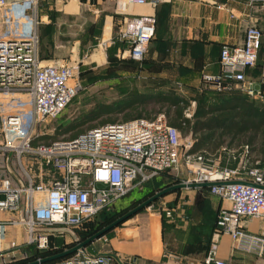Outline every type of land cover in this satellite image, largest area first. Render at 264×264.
Wrapping results in <instances>:
<instances>
[{"label": "built area", "instance_id": "1", "mask_svg": "<svg viewBox=\"0 0 264 264\" xmlns=\"http://www.w3.org/2000/svg\"><path fill=\"white\" fill-rule=\"evenodd\" d=\"M158 1L122 0L117 4L124 9L128 4L155 5ZM244 1L248 6H264V0ZM37 3L38 0H0V10L12 22H21L27 19L28 11H35ZM36 23L35 17L33 30L28 32L0 33V151L11 153L19 163L27 158L29 163V170H23L24 181L18 179L14 183L8 177L0 180V211L19 212L18 219H0V257L7 248L18 247L14 240L9 241L8 247L3 246L7 225L23 226L28 244L39 250L49 249L52 237L63 228L82 227L151 179L170 170L179 172L182 164L188 174L179 177L180 183L220 182L210 186V192L230 204L225 212L218 213L205 263L231 264L216 257L221 233L230 235L233 249L262 253L264 236L247 232L240 219H264V163L248 169L244 180L236 178L237 169L208 166L202 156L189 152L192 140L182 149L180 130L169 122L164 111L151 117L105 123L67 139L32 144L39 121L58 116L80 86L71 66L40 61ZM154 35L153 15L125 17L113 42L126 43L129 57L138 61L144 58ZM261 43V29L248 23L243 42L223 44L219 70L204 74L203 81L216 91L235 87L256 97L260 93L248 78L247 69L255 66ZM24 86L27 92L22 91ZM184 116L190 119L192 113L186 110ZM34 160L45 167V176L56 171L58 177L45 180L40 172L39 179L35 180L30 171ZM21 195L25 196L24 202ZM152 207L146 206L148 210ZM158 210L169 216L166 209L159 207ZM59 264L115 262L112 255L91 254L79 248ZM124 264H135V261L127 258Z\"/></svg>", "mask_w": 264, "mask_h": 264}, {"label": "crops", "instance_id": "2", "mask_svg": "<svg viewBox=\"0 0 264 264\" xmlns=\"http://www.w3.org/2000/svg\"><path fill=\"white\" fill-rule=\"evenodd\" d=\"M119 1L122 0H38L34 14L40 61L63 65L76 63L81 56L93 70L108 64L111 58H125L129 56L128 45L113 42L119 24L125 17L153 15L155 35L144 58L138 60L137 76L143 82L157 81L166 87L176 85L183 97L194 93L195 98L206 104L244 99L257 108H264L263 5L248 6L244 0H159L155 5L128 4L121 9ZM248 23L256 24L262 32L256 64L247 69L248 78L254 81L260 94L252 97L235 87L223 91L212 89L202 76L219 70L221 46L241 44ZM247 136L237 135L239 141L235 137L229 150L239 157L236 166L231 168L238 170L236 178L241 180L247 179L248 169L264 163L255 150L249 152L259 144L260 135L249 146ZM230 138L225 137L226 141ZM211 156L212 162L207 165L213 168L227 167L232 162L226 158L221 164L219 153ZM157 178L160 176L145 184ZM166 197L169 198L166 204L178 209L173 220L163 218L156 209L139 212L113 226L84 249L91 254L112 255L115 264H124L127 258L135 264H206L218 213L229 208V201L212 194L210 187L200 186L171 190L166 192ZM240 224L247 232L264 236V219L244 217ZM22 229L11 225L8 236L14 232L12 237H18ZM77 242L75 239L72 246ZM216 257L231 264H264V249L262 253L233 249L230 235L221 233Z\"/></svg>", "mask_w": 264, "mask_h": 264}, {"label": "rangeland", "instance_id": "3", "mask_svg": "<svg viewBox=\"0 0 264 264\" xmlns=\"http://www.w3.org/2000/svg\"><path fill=\"white\" fill-rule=\"evenodd\" d=\"M8 12L10 11L8 10L7 13ZM34 19V11L31 10L28 11V17L25 21L12 22L11 18L3 11L1 12L0 19V24L2 26L1 33L7 31H11L13 33L31 31L34 27ZM131 59L132 58L127 55H125V58H111L108 60V64L102 65L93 70L90 69L91 64L85 63L87 59L81 56L77 58L76 63L67 64L73 68V77L80 85L78 92L58 116L54 118H45L39 121L34 129V139L42 135H49V137L36 139V143H34V145L47 144L54 140L71 138L89 128L94 127L95 125L103 123L99 119L84 121L82 124L74 127L73 129L65 130V126L67 124L73 123L75 125V123H77L87 113L91 112V109L97 105L108 104L112 107H117L118 110L120 107L119 105H121L122 101L126 99L129 92L146 95L152 97L153 99L148 101L149 103L146 105V108H143L141 111H135L132 109L118 111L107 115V119L124 121L127 117H136L138 115L150 116L154 113L164 111L168 120H170L174 115V108L170 106L169 103L154 100L159 95H172L174 97L187 99V101H189V105L185 111L188 110L192 113V110L197 106V98H195L196 94L192 93V95H185V97H183L176 85L166 87L161 86L157 81L143 82L144 80L137 76L139 67L136 66L137 68H135L132 66L131 62L133 59ZM63 65H65V63ZM22 91L27 92V86H24ZM102 119H105V117ZM179 130L182 149H184L186 143L194 139V135L191 131V126L187 128L180 127ZM24 169L29 170L27 158H23L22 162L19 163L11 153L0 151V180L4 177H8L12 179L14 183H18V179H22L24 181ZM179 170V172L176 170L164 172L162 173V176L159 175L160 178L152 180L151 182L143 185L141 188H136L130 191L125 196L119 198L115 204L101 211L102 213L100 212L101 214L99 213L95 219L87 221L84 226L73 230L63 228L61 231L62 234L59 233L61 236L57 237V234H55V236L52 237L49 249L39 250L36 249L34 245L28 244L26 242V229L23 226V229L18 237H12L15 234L14 232L10 235L11 237H9V232L7 231H9L8 229L11 225H7L3 246L8 247L9 241L14 240L18 244V247L16 249L7 248L4 250V256L2 258L0 257V264H28L73 247L72 245L74 244L75 239L82 241L88 238L90 235L115 221L117 218L130 212L134 207L157 193L159 190L170 186V184L174 185L180 183L179 177L187 175L188 172L187 167L184 164L179 167ZM30 171L34 173L35 180L39 179L40 172L42 174V178L45 180L58 177V172L56 171L51 172L49 176H45V167L39 166V162H35V160L34 166H32ZM24 199L25 196L21 195L22 202H24ZM167 199L169 198H167L166 193H164L149 203L153 206L150 210L144 207L129 215L127 218L134 216V214L139 212H151L155 209L158 210L159 207H162L169 212V216L160 212L162 213L163 218L173 220L178 212V209L174 208V205L170 206L166 204L168 202ZM18 214V210L0 211V219H18ZM122 221L117 225L121 224ZM182 223H184V220ZM57 232L58 231H55V233ZM43 255L44 257H42ZM62 258L48 260L38 264H56L60 263Z\"/></svg>", "mask_w": 264, "mask_h": 264}, {"label": "trees", "instance_id": "4", "mask_svg": "<svg viewBox=\"0 0 264 264\" xmlns=\"http://www.w3.org/2000/svg\"><path fill=\"white\" fill-rule=\"evenodd\" d=\"M119 44L120 43L116 41L114 45ZM131 64L137 68L136 66H138V61L133 59ZM152 99V97L146 95L129 92L126 99H124L121 105H119L120 107L118 106V110L117 107H112L108 104L97 105L91 109V112L87 113L83 118L75 123V125L73 123L67 124L65 126V130L73 129L74 127L82 124L84 121H93L96 119L101 120L103 123L95 126L117 122L107 119V115L127 109L141 111L143 108H146V105L149 103L148 101ZM154 100L169 103L170 106L174 108V115L169 120L172 125L178 127L179 129L180 127L187 128L191 126L194 141L192 146L189 148V152L202 156L205 164H210L212 162L213 157L211 155L217 156L219 153L221 164H224V160L228 158L229 160H232V162L230 164L228 162L226 166L229 168L235 167L239 157L236 153H230L229 150L232 149L233 139L235 137L237 138V135H248V146L256 135H260L259 144L254 148L249 147V152L255 150L260 159L264 161V108H257L253 106L252 103L245 101L244 99H231L229 101H220L216 104H206L197 98V106L194 110L192 118L189 119L184 116V111L189 105V101H187V99L174 97L172 95H159ZM152 115H138L136 117H151ZM104 117L105 119H102ZM131 118L134 117H127L125 120ZM47 137H49V135H42L38 138ZM225 137L231 138L226 141ZM36 139H33V145L36 143ZM237 139L239 141V138ZM225 142H227L226 145ZM248 161H250V159H248ZM247 164L253 166V164H249L248 162ZM59 236L61 235L57 233V237ZM42 257H44V255Z\"/></svg>", "mask_w": 264, "mask_h": 264}, {"label": "water", "instance_id": "5", "mask_svg": "<svg viewBox=\"0 0 264 264\" xmlns=\"http://www.w3.org/2000/svg\"><path fill=\"white\" fill-rule=\"evenodd\" d=\"M215 184H220V182H211V181L190 182V183H182L181 182V183H177V184L165 187V188L159 190L157 193H155L151 197H149L148 199H146L145 201L141 202L139 205L134 207L127 214L117 218L115 221H113L110 224L106 225L105 227H103L102 229L98 230L97 232L93 233L88 238L77 242L73 247H71L69 249H66V250H64L62 252L56 253V254H54L52 256H49L47 258H42L39 261L30 262L28 264H38L40 262H44V261H48V260L59 259V258H62V257L70 255L71 253L75 252L79 248H84L88 243H90L94 239L98 238L99 236L103 235L106 231L111 229L113 226L117 225L122 220L126 219L129 215H131V214L137 212L138 210L146 207L147 205H149L150 202H152L153 200H155L156 198L160 197L161 195H163L164 193H166L168 191L175 190V189H178V188H183V187H198V186H200V187H210V186L215 185Z\"/></svg>", "mask_w": 264, "mask_h": 264}]
</instances>
